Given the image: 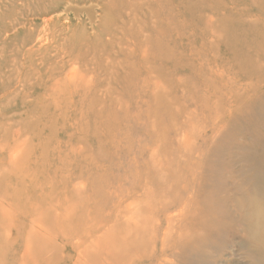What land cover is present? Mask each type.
Instances as JSON below:
<instances>
[{
    "label": "rangeland",
    "instance_id": "1",
    "mask_svg": "<svg viewBox=\"0 0 264 264\" xmlns=\"http://www.w3.org/2000/svg\"><path fill=\"white\" fill-rule=\"evenodd\" d=\"M256 227L264 0H0V264H264Z\"/></svg>",
    "mask_w": 264,
    "mask_h": 264
},
{
    "label": "bare ground",
    "instance_id": "2",
    "mask_svg": "<svg viewBox=\"0 0 264 264\" xmlns=\"http://www.w3.org/2000/svg\"><path fill=\"white\" fill-rule=\"evenodd\" d=\"M227 215H231L230 213H227ZM169 216V215H168ZM169 220H171V219H169ZM168 221V220H167ZM260 221V220H259ZM169 222V221H168ZM170 223H172V222H170ZM136 226V225H135ZM170 226V225H169ZM172 227L173 226H171V229H172ZM228 227H230V223L227 221V220H225V219H219V218H213V219H208V229L211 231V232H215V231H218V230H221V229H225V228H228ZM139 228V227H138ZM137 228V229H138ZM174 228V227H173ZM137 229H133L134 231L133 232H135V230L137 231ZM141 230V229H140ZM170 230V229H169ZM168 231V230H167ZM264 231V229H262V230H260V228H255V230H254V235H258V234H261V232H263ZM138 233V232H137ZM137 233H135V235H134V238L132 239L133 240V243L134 242H138V241H141V244L142 243H144L145 242V240H144V237H145V235H146V233H147V229H144V231H142V233H143V239L142 240H140V238H141V236H139V238H137V239H135V236H136V234ZM167 236V235H166ZM168 237V236H167ZM136 241H135V240ZM181 240H182V238H181ZM180 241V240H179ZM131 242V241H130ZM140 244V243H139ZM137 245V244H136ZM241 245H244V244H242L241 243ZM245 246V245H244ZM118 247V246H117ZM116 247V248H117ZM125 247V246H124ZM142 247V246H141ZM201 247H202V244L201 245H199V247H198V251L200 252L201 251ZM246 247V246H245ZM253 248H250V252L255 256L254 258L256 259V260H258L259 258H264V254L262 255V250H264L263 249V246L260 244V242H258L257 243V246H252ZM129 248H130V245H129ZM262 250H261V249ZM128 249V248H127ZM136 249V248H135ZM117 250H118V248H117ZM122 250V249H121ZM143 250V249H142ZM136 251V250H135ZM121 252V251H120ZM139 253V252H138ZM146 253V252H145ZM120 254H123V253H120ZM137 254H135V256H136ZM142 255V254H141ZM145 255V254H144ZM132 258H134L133 256H132ZM139 258V257H138ZM162 259V258H161ZM165 263H167V264H169L168 263V261L167 262H165Z\"/></svg>",
    "mask_w": 264,
    "mask_h": 264
}]
</instances>
